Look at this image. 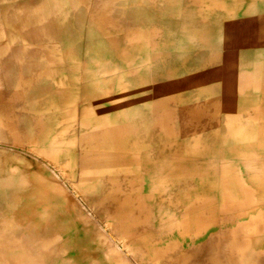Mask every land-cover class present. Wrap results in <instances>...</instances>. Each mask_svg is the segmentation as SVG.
Here are the masks:
<instances>
[{
	"label": "rangeland",
	"instance_id": "rangeland-1",
	"mask_svg": "<svg viewBox=\"0 0 264 264\" xmlns=\"http://www.w3.org/2000/svg\"><path fill=\"white\" fill-rule=\"evenodd\" d=\"M0 79V184L50 174L115 261L232 264L224 236L264 237L250 184L260 170L226 153L249 142L264 157L261 0H0ZM194 215L216 224L172 232ZM10 224L0 221V264L72 260Z\"/></svg>",
	"mask_w": 264,
	"mask_h": 264
},
{
	"label": "bare ground",
	"instance_id": "bare-ground-1",
	"mask_svg": "<svg viewBox=\"0 0 264 264\" xmlns=\"http://www.w3.org/2000/svg\"><path fill=\"white\" fill-rule=\"evenodd\" d=\"M261 1L264 2V0ZM107 85L110 86L111 83L109 82L107 83ZM63 132L61 131L62 134L65 133ZM59 138L60 137L58 136V139ZM235 138L236 136L232 140H234ZM237 141L242 143L244 146L245 140L242 139V135L240 138L237 137ZM251 146L252 145L249 142H246L245 149L247 153H242L241 155L239 154L240 157L237 154V150L235 149L229 148L226 153L231 155L233 154L235 160L240 161L241 166L246 170L248 171L260 170V173H258L257 175H252V177L250 178V184L252 187L256 189V202H258L257 204H259L261 207L258 210H262V212H264V157L262 156V154L261 155H259L258 153L254 154V151L252 150L253 146L252 147ZM51 152L55 153V149H51ZM51 152L49 155V159H52L53 156L55 158V154ZM58 155L60 156V154ZM137 156L139 155H136L135 157ZM140 156L142 157V162L145 163L144 156L142 155ZM54 158L53 161L55 160ZM138 160L136 158L134 160L137 166H139ZM74 165L75 163H67L66 166L61 167L63 168L61 172L63 170L64 172H66L65 170L66 168L72 167ZM153 165H154V171L152 170L151 171L152 173H157V172L161 174L169 173L170 164H168L167 167H164L160 163H152L151 167ZM156 165L159 167V170L155 168ZM22 169L28 170L27 168H22ZM42 171H44V169ZM47 174L48 173L46 172L45 173L43 172V175L31 174L26 180L20 182L22 186L17 188L15 187L16 184L14 182H11L10 184L7 181L6 183L4 182L2 185L0 184V186L7 185L6 187H8V189L6 190L0 189V199L3 203H6L7 205L6 213L8 215V219H10V221L12 222V224H10L7 229L12 230L16 228L17 231L20 230L26 233L27 236H29L28 240L31 242L32 247L56 248L60 253L70 251L68 255H72L73 257L72 260L69 261L63 260L62 261L63 264H126L124 261H120V262L115 261L114 257L109 253L111 252L112 248L105 243L100 244L98 240L95 238V234L93 230L89 231L88 229H83L85 227L84 224H87L89 219L83 215L78 214V212L80 213V211L76 210L74 205L71 204L69 199L70 196L67 197L68 194L66 193V191L63 190V188L65 187H62L61 189L59 187L60 182L58 183L59 184L58 186V184H56L54 180H52L50 174L49 176ZM64 177L63 178L65 179V181L67 180L71 182L69 176L64 175ZM71 184L74 183L71 182ZM70 186H72L71 187L72 189L74 187L75 190L73 189V191L76 192L77 190H79L78 187L80 185L77 186V184H75ZM206 187L207 186H203L202 188L203 194ZM80 189L82 191V188ZM211 195L212 194L208 192L206 194V197H209ZM242 220L245 219H243L241 216L236 215L233 218V222H234L233 228L232 227L231 228L234 229L236 223ZM110 221L111 220H108V222ZM258 222L260 224L261 223L264 224V218H260ZM167 223L173 224L174 222H170V220H168ZM125 224L126 223H124L123 221L120 222V227L122 231L125 228ZM214 224H216V222H214L213 219L211 220L204 219L200 216L194 215V216H187L185 221H183L182 223L176 226H172L171 230L172 232L177 233L180 238H182L185 235L186 236L189 235L195 238V237H200L202 232H205L206 230H210L211 227H214L212 226ZM107 226L109 228L110 224L108 223ZM166 229L167 227H165V230ZM260 229L263 228L261 227ZM244 235L246 236V239L243 238L242 242L238 244L236 243L233 244V242L231 241H233L234 237H228V236H224L225 240H223L222 243L225 244V249L226 248L229 249L234 246V251L232 253L233 256L232 264H257L259 258H264V237H262L263 234L258 237L254 234H244ZM117 238L121 239L120 236H117ZM217 240L219 241V237L217 238ZM144 242L145 244H151L152 240L149 238H145ZM120 244H122L123 246L126 245L125 243L124 244L120 243ZM82 248L86 250L84 253H81L80 251ZM9 263L32 264V261L23 258H21V260L18 259L15 260L13 257L12 259H10Z\"/></svg>",
	"mask_w": 264,
	"mask_h": 264
},
{
	"label": "crops",
	"instance_id": "crops-1",
	"mask_svg": "<svg viewBox=\"0 0 264 264\" xmlns=\"http://www.w3.org/2000/svg\"><path fill=\"white\" fill-rule=\"evenodd\" d=\"M2 81H1V79H0V93H1V91H2ZM2 155L3 154H0V158L2 159L3 157H2ZM0 170H2V171H6V169L4 170V168H3V166L6 168V166L1 162L0 163ZM11 171V170H10ZM2 174H7V173H3V172H1ZM11 173H12V171H11ZM10 173V174H11ZM2 174H0V175H2ZM7 185H5V186H0V189L1 190H6V189H8V187H6ZM7 205H6V203H3L2 201H0V207H5V208H7L6 207ZM0 210H2V209H0ZM6 211H7V209H6ZM6 211H3L4 213H6ZM2 212V211H1ZM0 221H5V222H11L10 221V219H8V215H7V213H6V216H5V218L3 219V220H0Z\"/></svg>",
	"mask_w": 264,
	"mask_h": 264
}]
</instances>
